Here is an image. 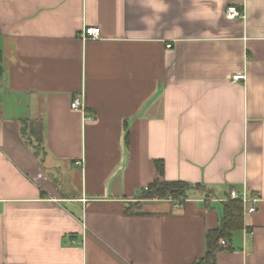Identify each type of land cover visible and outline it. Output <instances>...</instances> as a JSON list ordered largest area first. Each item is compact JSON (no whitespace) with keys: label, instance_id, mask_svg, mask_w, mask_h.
<instances>
[{"label":"crops","instance_id":"0c3cea01","mask_svg":"<svg viewBox=\"0 0 264 264\" xmlns=\"http://www.w3.org/2000/svg\"><path fill=\"white\" fill-rule=\"evenodd\" d=\"M232 189L215 262L264 264V0H0V264H191Z\"/></svg>","mask_w":264,"mask_h":264},{"label":"trees","instance_id":"16d2710c","mask_svg":"<svg viewBox=\"0 0 264 264\" xmlns=\"http://www.w3.org/2000/svg\"><path fill=\"white\" fill-rule=\"evenodd\" d=\"M25 128H23L24 130ZM24 134V132H23ZM24 137V136H23ZM25 138V137H24ZM40 138V137H39ZM40 145L35 148V153L39 154ZM157 171L162 173V164L156 163ZM188 184L182 181H153L143 188L141 198L143 199H163L171 196L173 199H184ZM242 205L237 200H228L223 206V215L220 226L214 231L207 233V250L202 258L193 261L191 264H216L214 254L218 248V240L229 237L234 231L242 229Z\"/></svg>","mask_w":264,"mask_h":264},{"label":"built area","instance_id":"2783aa9c","mask_svg":"<svg viewBox=\"0 0 264 264\" xmlns=\"http://www.w3.org/2000/svg\"><path fill=\"white\" fill-rule=\"evenodd\" d=\"M225 16L226 18H237V17H244V11L242 9H238L234 6H228L225 10ZM100 30L97 27H87L83 30L82 38L88 39V38H97L99 37ZM244 79V74H235L231 77V80L233 82ZM70 107L72 109H81L82 107V101L79 96H76L73 98V100L70 103ZM87 118L92 119L93 116L89 115ZM147 187V186H146ZM144 187V188H146ZM166 200L173 203L175 206H179L181 204L180 199H173L171 196H167L165 198ZM219 201H228V200H237L242 205V210L244 213H251L255 211L254 204L259 200V197L255 193H248V190L243 189L242 192H238L235 189H232L228 193V197L226 199H217ZM220 244L222 246H226L227 242L226 240H221Z\"/></svg>","mask_w":264,"mask_h":264}]
</instances>
